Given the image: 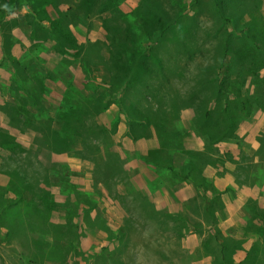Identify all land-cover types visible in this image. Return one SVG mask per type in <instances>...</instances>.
<instances>
[{
	"label": "rangeland",
	"instance_id": "obj_1",
	"mask_svg": "<svg viewBox=\"0 0 264 264\" xmlns=\"http://www.w3.org/2000/svg\"><path fill=\"white\" fill-rule=\"evenodd\" d=\"M233 26L212 0H0V264H264V66L229 113L214 89L227 40L221 80L243 68ZM141 40L118 92L119 44Z\"/></svg>",
	"mask_w": 264,
	"mask_h": 264
},
{
	"label": "trees",
	"instance_id": "obj_2",
	"mask_svg": "<svg viewBox=\"0 0 264 264\" xmlns=\"http://www.w3.org/2000/svg\"><path fill=\"white\" fill-rule=\"evenodd\" d=\"M212 1L214 2L215 8H216L220 18L222 19V21H224V25L226 27L230 26V25L233 26L232 18L227 15V13L229 12L230 0H212ZM255 18L259 19V24H255V27H253L252 23L250 26H248L246 24L244 27H242L241 30H237L233 26V29H232L233 31L230 32V36L233 39L240 38V39H242L241 41H244L246 38L248 40L247 43L244 41L246 44L243 47H241L239 50L238 49L235 50V55L232 57V59H234V61H235V64H237V62H239L243 65V68H240L237 71V73H235V74L234 73L225 74L224 79L221 80V77L224 75L225 68L228 69L230 67V65L226 61V56L230 54V51H231L230 49H232V46H231V41L227 40L224 43L223 59L221 60V64H219V67L216 69V82H215L214 89H215V93L217 95L226 96V102H225V107H224V111L226 113H229V111H230V103L228 101V96L236 97V93L234 92V89L235 88H241L243 83H244V80L246 79L247 76H250V75L259 76V70L253 71L250 69L258 67V65H260V67L264 66V17L258 13L257 15H255ZM238 33L240 34V36H236V35H238ZM259 41L261 42V44L259 43ZM134 43L136 45L137 50L132 51V52H130L127 49L124 42H120V44H119L120 48H119V52L116 55V58H117V65L119 66V72H120V75L118 76V78L120 80L115 82V85H117L118 92L122 88V85H124L125 83L128 82V80L124 81L125 83L123 82L124 77H123L122 72H125V68L127 66L130 68L133 67L134 65L137 66L138 61H139V63L146 62L145 60L140 59V56L147 57L150 50L152 49V47L149 49H145L144 52H142V54H141L140 53V50H141L140 45L143 44V41L142 40L141 41H135ZM138 51L140 54H138ZM144 66H145V68H148L146 64H144ZM244 70H248V73H245ZM241 77H244V78L242 79ZM211 101L212 100H210L209 103ZM89 104H90V102H89ZM105 104H106V102H101V105L104 107H105ZM243 106L246 107L245 102H243ZM120 108H121V110H123V108L121 106H120ZM106 109L107 108H105V110ZM85 111H86V109L83 108V104H80L79 106H77L76 104H73L67 110H65V113L67 112L68 116H72V114H76V115L84 114ZM210 116H211V108H209L206 111L205 118H209ZM139 119L141 122L152 123V122H149L145 118H139ZM128 120H129L130 126H132L135 119L132 118L131 116H129ZM79 125L80 124H77L74 129H78L80 127ZM82 126L85 127L84 125H82ZM106 127H108V125H106ZM231 128H233L232 124H231ZM156 151L159 152L160 150H156ZM147 162H149L151 164H157V162L150 155H148V157H147ZM168 168L173 169L172 165H169ZM191 181H193L195 183L197 188L200 187V185L198 183H196L194 180H191ZM215 195H217V194H215ZM150 206L154 211L157 210L153 205H150ZM212 206H213V199L206 196V207H205L206 211H210ZM217 241L219 242L220 246L222 247L221 250H224L225 244L223 243V241H221L218 238H217ZM222 253H224V252H222Z\"/></svg>",
	"mask_w": 264,
	"mask_h": 264
},
{
	"label": "crops",
	"instance_id": "obj_3",
	"mask_svg": "<svg viewBox=\"0 0 264 264\" xmlns=\"http://www.w3.org/2000/svg\"><path fill=\"white\" fill-rule=\"evenodd\" d=\"M161 132H158L157 135L160 137H162L161 139H157L156 142L157 144L154 145V149L156 150H160L161 152H168V147H169V144H166L164 143V135L163 134H160ZM189 150L190 151H203V148L200 147V146H195V145H189ZM231 182V181H230ZM229 183V182H228ZM227 182H225V185L228 184ZM249 199H254L257 201V203L259 204L260 207L264 208V195H258L256 193H250L248 195ZM193 196H190L189 199H192ZM263 201V203H262ZM158 209V208H157ZM190 237H194L193 235H188L187 236V239H189ZM195 237H198V235L196 234Z\"/></svg>",
	"mask_w": 264,
	"mask_h": 264
}]
</instances>
